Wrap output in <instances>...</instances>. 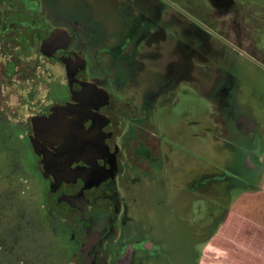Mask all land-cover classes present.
I'll return each mask as SVG.
<instances>
[{
	"label": "flooded vegetation",
	"instance_id": "af4514ba",
	"mask_svg": "<svg viewBox=\"0 0 264 264\" xmlns=\"http://www.w3.org/2000/svg\"><path fill=\"white\" fill-rule=\"evenodd\" d=\"M48 4L53 3L0 0V117L29 144L33 172L38 176L39 192L33 195L49 218V233L59 227L65 239L68 254L64 264H83L81 247L90 233L97 238L89 253L95 264H197L195 258L182 254H177L176 262L147 231L137 235L131 227L136 220L137 187H152L155 181L150 193L157 196V209L162 208V222L169 208L178 220L185 195L191 196L189 204L196 200L194 189L184 193L182 174L176 175V189L167 186L172 179L166 171L171 160H166L155 116L160 97H167L182 81L193 86L209 78L206 68L215 67L218 52L210 39L181 15L168 12L162 18L158 10L162 6L155 9L154 16L144 12L135 16L140 28L134 29L135 25L118 35L120 44H115L118 33H106L101 46H105L104 38H113L114 43L100 49L99 37L95 47L87 40L88 32L80 33L78 25L47 19L42 7L51 12L53 7ZM174 23L181 30L175 29L178 35L173 43L166 29ZM133 51L137 54L135 61L129 62V81L147 70V56L165 59L164 70L160 67L161 72H155L143 91L128 88V80H122L125 70L115 73L105 69V58ZM220 70L215 73L223 79L218 96L224 98L231 95L235 74ZM57 76L65 79L63 93L54 90ZM54 114V127L58 123L68 130L72 140L54 132L49 135L52 132L44 124L34 127L35 117L47 119ZM47 127L50 129L46 123ZM197 173L194 167L193 186L199 179ZM16 225L6 227L12 248L10 252L0 245V264H23L13 257L16 239H24L21 227L36 235L46 230L29 209H24Z\"/></svg>",
	"mask_w": 264,
	"mask_h": 264
},
{
	"label": "rangeland",
	"instance_id": "374dc122",
	"mask_svg": "<svg viewBox=\"0 0 264 264\" xmlns=\"http://www.w3.org/2000/svg\"><path fill=\"white\" fill-rule=\"evenodd\" d=\"M48 1L53 3L48 4L53 10L49 12L47 6L42 7L43 15H48L47 19L78 25L80 33L88 32L87 40L92 43L96 44L99 37L100 49H104L106 44L114 43L113 38H104L105 46H101L104 35L107 37L106 33H118L115 44H120L118 38L122 36V32L132 30L135 25L134 29L140 28L135 16L142 12L152 13L154 16L157 13L155 9L162 6L158 9L162 18L168 12L176 13L178 17L181 15L210 39L212 47L218 52L215 57L219 60L218 63L214 68H206L205 74L209 78L202 84L193 86L182 81L178 88L168 92L167 97H160L155 116L157 132L161 135L163 149L167 152L166 160H171V165H174L173 169L169 163L166 167L171 176L169 178L173 179L168 181L167 186L169 189H176V175L182 174L184 182L180 183L183 182V188L187 190L184 193L194 189L196 200L189 204L187 201L191 196L185 195L180 205L181 211H178V220L174 219L172 209L169 208L165 223L166 220L161 221L162 208L156 207L157 196L150 193L151 188L154 189L157 185L155 181L152 187L149 184L137 187L139 195L135 201L136 220L131 227L134 231L132 232L137 235L142 234L143 230L147 231V235L160 242L161 249L164 252L167 249L166 252L173 254L171 257L175 260L177 254H182L187 258H195L198 264H208V241L212 232L217 230L216 224L220 222L230 198L242 187L257 182L247 161L251 155H255L259 157L257 162L261 163L264 157V153H260L262 148L257 140L259 131L264 134V58L245 45V37H252L255 42L254 22L263 13L262 1ZM163 2L167 5L164 8ZM156 3L158 4L155 5ZM167 28L168 39L176 42L175 37L178 34L175 29L181 28L176 23L169 24ZM103 30L105 33L102 35L100 31L104 32ZM258 30L259 28L256 32ZM162 52L165 53L164 48ZM135 54L137 52L133 51L130 54L105 58L106 71L123 73L122 70H125L126 75H122V80L127 81L129 71L132 70L129 62L135 61ZM90 57V61H93L92 55ZM164 62V58L147 56V70L134 75L136 78H130L127 81L128 88L134 87L143 91L150 84L148 80L155 72H161L160 67L164 70ZM232 62L235 63V68H232ZM93 65L91 64L92 67ZM219 69H223L222 74L233 71L237 75L236 82L239 85L232 89L233 100L227 103L223 100L219 102L218 99V90L223 81L221 76L215 74ZM64 80V77L57 76L54 86L57 93L64 92ZM238 100L244 103H238ZM2 120L5 123L0 121V245L7 251L11 250L6 227L10 224L19 225L24 209H29L35 215L36 221L46 226V230L36 235L28 227H21L24 239H16V245H13L16 246V256L13 254V257L23 264H64L68 254L65 239L59 227L52 234L49 233V218L38 207L33 195L39 192L38 176L33 172L29 144L18 137L17 131L14 127H9L6 119ZM194 167L199 179L193 186L190 183ZM189 178L188 183L186 180ZM173 211L177 215V209ZM214 262L212 257L209 264Z\"/></svg>",
	"mask_w": 264,
	"mask_h": 264
},
{
	"label": "crops",
	"instance_id": "0c3cea01",
	"mask_svg": "<svg viewBox=\"0 0 264 264\" xmlns=\"http://www.w3.org/2000/svg\"><path fill=\"white\" fill-rule=\"evenodd\" d=\"M261 1L263 13L261 12L260 17L254 22L255 42L252 37H245L247 39L245 45L264 58V0ZM257 28L259 30L256 32ZM232 68H235L233 63ZM236 79L235 74L232 85L234 88L238 87ZM218 99L219 102L224 99L223 102L227 103L233 100V97L231 94ZM238 103L244 102L238 100ZM257 137L262 148L260 153H264L263 132L259 131ZM257 158L259 157L251 155L247 161L257 182L242 187L230 198L220 222L216 224L217 230L213 231L209 238L208 264L212 257L215 259L213 264H264V157L261 163L257 162Z\"/></svg>",
	"mask_w": 264,
	"mask_h": 264
},
{
	"label": "water",
	"instance_id": "95a60500",
	"mask_svg": "<svg viewBox=\"0 0 264 264\" xmlns=\"http://www.w3.org/2000/svg\"><path fill=\"white\" fill-rule=\"evenodd\" d=\"M47 43H49V41ZM54 118H55V114L52 115L51 117H48L47 119H45V118L40 119L39 117H35L33 119L34 127L38 123L44 124L45 125V129L50 130V132H52L49 135H53L54 133L55 134H60L59 137H62L64 140H65V138H66V140L67 139L68 140H72V138L68 134V130H65V128L61 127L58 123H56V126L57 127H54V125H55V122H53ZM39 120H41V121H39ZM48 122H51V123H48ZM46 123H47V125H50V129L48 127L46 128ZM45 129H41V130H45ZM42 134H43V132L41 133V135ZM36 147H37V145H36ZM96 244H97V238H96V236L90 233L89 234L88 241H86L85 243H83L82 244V247H81V250H82V252L85 255L83 264H95V262L93 261V259L89 256V253L94 248V246Z\"/></svg>",
	"mask_w": 264,
	"mask_h": 264
}]
</instances>
